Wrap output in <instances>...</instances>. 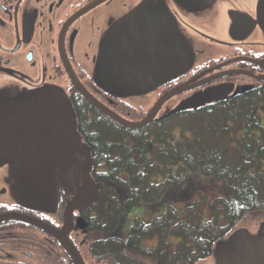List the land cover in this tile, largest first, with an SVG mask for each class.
<instances>
[{
    "label": "flooded vegetation",
    "instance_id": "flooded-vegetation-1",
    "mask_svg": "<svg viewBox=\"0 0 264 264\" xmlns=\"http://www.w3.org/2000/svg\"><path fill=\"white\" fill-rule=\"evenodd\" d=\"M203 54L211 57L202 61ZM184 84L185 92L139 129L120 125L83 92L141 122L166 93ZM209 86L217 87L213 97L220 100L205 106L235 101L252 107L255 126L249 128L241 115L236 138L243 153L245 138H252L251 151L259 154L264 0H0V138L5 123L16 134L0 143V264H76L50 230L64 229L70 209L68 239L85 264H264V209L231 218L224 204L210 200L203 215L199 196L207 194L192 178L153 176L141 188L144 182L128 174L105 177L120 154L106 149L114 137L104 133L117 125L132 134H155L163 122L192 112L173 113L192 102V92ZM69 102L97 191L76 198L73 179L62 175L55 206H32L41 176L26 156L48 132L51 107L65 118L63 103ZM178 127L171 133L178 135ZM131 141L126 135L125 143ZM131 158L142 166L138 152Z\"/></svg>",
    "mask_w": 264,
    "mask_h": 264
},
{
    "label": "trees",
    "instance_id": "trees-1",
    "mask_svg": "<svg viewBox=\"0 0 264 264\" xmlns=\"http://www.w3.org/2000/svg\"><path fill=\"white\" fill-rule=\"evenodd\" d=\"M181 114H192V129L187 126L178 135L171 133L172 129L166 131L167 123L172 122L170 119L163 122L162 128H158L155 134L153 130L147 134L135 130L131 143L123 144L114 139L113 145L105 144L106 149L120 154L105 177L117 178L118 174H128L132 179L143 181L140 184L143 188L150 185L154 175L170 180H188L192 178L193 171H199L225 182L224 197L227 200L220 198V203L224 204V210L230 213L231 218L264 209V148H260L259 154H253L250 145L253 139H246L247 136V151L243 153L240 140L236 138L242 116L249 128L255 124L252 107L246 103L240 106L235 101L223 102L202 105L192 108V112ZM261 131L264 140V129L261 128ZM188 132H192V137ZM151 148H154L153 152L149 150ZM134 152L140 155L142 166L131 158ZM174 163L177 164L175 170L169 167ZM135 193H138L136 197H143L142 192Z\"/></svg>",
    "mask_w": 264,
    "mask_h": 264
},
{
    "label": "rangeland",
    "instance_id": "rangeland-1",
    "mask_svg": "<svg viewBox=\"0 0 264 264\" xmlns=\"http://www.w3.org/2000/svg\"><path fill=\"white\" fill-rule=\"evenodd\" d=\"M199 57L202 61H205L209 60L211 56H204L203 54ZM193 64L194 63H192V65ZM229 89H231V86ZM216 91L217 87L209 86L192 92V107L195 105L200 106L201 104L211 101ZM62 101L64 102V98ZM63 108L69 110V116L65 118L56 114L54 105L51 107V109H53V121L49 124L48 132H46L45 135H42V137L35 139L34 143L31 145L33 149L30 151V154L26 156L25 160V162H27V159L30 156L32 159L33 169L39 176H41L40 183L42 189L36 190L37 197L32 199L31 205L36 207L42 206L48 210L55 206L54 196L56 195L55 191L57 190L56 180L58 177H62V175H67L69 180L73 179L71 186L75 190L73 194L76 198L77 195L81 197L83 196V198L87 195L92 196L97 191L92 181L93 177L88 176L87 173V161L85 158V149H87V146L78 132L76 118L72 111V105L69 102L66 106H64L63 103ZM36 109L38 112L40 111L39 106H37ZM50 114V111H48L46 115L47 119L50 117ZM193 122L194 117H192V114H180L176 116V118L172 119V122L167 123L166 131L174 129L180 125V128L178 127L175 131V133L179 134L181 129H184L187 126L192 129ZM6 125L7 123L4 124L3 130H5L4 134H1L0 143L3 139L5 140L9 137L10 139H16L14 127L9 128ZM188 133L192 137V132ZM128 134L129 136H132L131 131L115 125L112 127L111 133H104V136L105 138H109V135H112L114 139L122 140L121 142L124 144L126 135ZM151 140L153 142V139ZM26 146L28 145L26 144ZM26 150L27 148L23 149V152ZM22 156L23 155H21V158ZM21 162H23V158ZM180 171H182V168ZM191 175L192 183L198 182L202 184L204 192L207 194L206 196L204 193H200L199 196L202 201L199 210L204 211L203 215H207V209H209L208 201L214 200L215 205L218 206L220 204V197L226 194V185L223 181L215 179L211 175H203L199 171H193ZM81 199L82 198H80V200ZM78 202H75L74 204L76 205ZM201 218L202 217L195 218L194 222L196 224L198 221L201 222Z\"/></svg>",
    "mask_w": 264,
    "mask_h": 264
},
{
    "label": "water",
    "instance_id": "water-1",
    "mask_svg": "<svg viewBox=\"0 0 264 264\" xmlns=\"http://www.w3.org/2000/svg\"><path fill=\"white\" fill-rule=\"evenodd\" d=\"M186 86L187 84L184 85H180L179 87L169 91L168 93H166V95L164 97H162L158 103L156 104L155 108L152 110V112L149 114V116L141 121V122H131L128 121L126 119H124L123 117L117 115L116 113L110 111L107 107H105L102 103H100L97 99H95L90 93H88L86 90H84V95L87 97L88 100H90L96 107H98L101 111L105 112V114H107L108 116H110L114 121H116L117 123H119L120 125L126 127V128H130V129H139L142 128L146 125H148L156 116V114L158 113L159 109L161 108V106L170 98H172L173 96H176L180 93L185 92L186 90ZM216 96L219 95L218 92H216L215 94ZM192 100V98L190 99ZM214 100H220L219 98H215L213 97L211 101L212 102ZM208 103V102H207ZM207 103L201 104L205 105ZM195 105V104H194ZM199 105H195L192 107V102L186 101L183 102L180 107H178L177 109L174 110L173 113H178L181 111H184L188 108H198L200 107ZM72 216H71V209L68 211L67 213V218H66V224L65 227L62 231H57L56 229H50L51 232L56 235L59 239L60 242L67 248V250L69 251V253L72 255V257L74 258V261L76 262V264H85L82 257L80 256V254L78 253V251L76 250V248L72 245V243L69 241L68 239V233L70 232V229L72 227V220H71ZM37 225L44 227V225L40 224L39 222H36ZM49 229V228H48ZM260 245H255V248H258Z\"/></svg>",
    "mask_w": 264,
    "mask_h": 264
}]
</instances>
